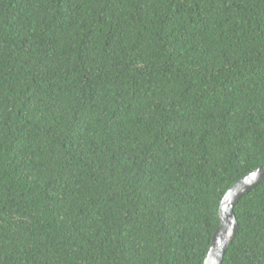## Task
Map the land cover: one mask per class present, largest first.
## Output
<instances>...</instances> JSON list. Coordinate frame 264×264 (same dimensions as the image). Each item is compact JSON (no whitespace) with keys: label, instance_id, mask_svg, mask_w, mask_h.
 I'll return each mask as SVG.
<instances>
[{"label":"trees","instance_id":"1","mask_svg":"<svg viewBox=\"0 0 264 264\" xmlns=\"http://www.w3.org/2000/svg\"><path fill=\"white\" fill-rule=\"evenodd\" d=\"M262 165L264 0H0V264H203Z\"/></svg>","mask_w":264,"mask_h":264},{"label":"water","instance_id":"2","mask_svg":"<svg viewBox=\"0 0 264 264\" xmlns=\"http://www.w3.org/2000/svg\"><path fill=\"white\" fill-rule=\"evenodd\" d=\"M262 182H264V165L244 176L227 190L219 206V227L212 235L203 264H222L224 254L237 232L234 207L242 197Z\"/></svg>","mask_w":264,"mask_h":264}]
</instances>
